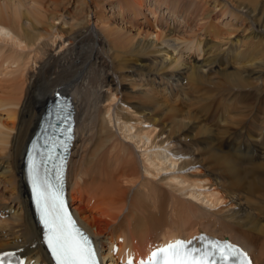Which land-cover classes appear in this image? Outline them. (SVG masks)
Returning a JSON list of instances; mask_svg holds the SVG:
<instances>
[{"label": "bare ground", "instance_id": "1", "mask_svg": "<svg viewBox=\"0 0 264 264\" xmlns=\"http://www.w3.org/2000/svg\"><path fill=\"white\" fill-rule=\"evenodd\" d=\"M105 1L0 0V109L12 121L0 115V253L15 250L28 264H52L34 218L24 159L50 99L63 92L78 109L70 198L82 202L73 207L112 264L138 263L161 242L198 239L202 232L242 244L254 264H264V117L251 116V105L246 116L237 111L248 98L233 93L231 102L218 105L227 112L220 118L225 125L213 129L202 124L207 108L200 115L157 97L159 90L133 92L141 85L137 76L170 94L217 97L225 86L207 88L202 69L228 63L229 70L218 67L227 95L252 85V75L264 82V0H113L111 9L130 27L106 14ZM161 4L185 25L196 22L206 36L195 31L178 38L155 26L157 17L148 22L146 7L154 15ZM227 13L243 29L232 25L222 32L215 19ZM141 16L137 27L133 21ZM170 40L172 51L162 47ZM181 45L190 51L186 56ZM201 96L195 97L203 102ZM184 164L191 171L172 173L169 186L173 193L188 188L186 204L153 186L163 171Z\"/></svg>", "mask_w": 264, "mask_h": 264}, {"label": "rangeland", "instance_id": "2", "mask_svg": "<svg viewBox=\"0 0 264 264\" xmlns=\"http://www.w3.org/2000/svg\"><path fill=\"white\" fill-rule=\"evenodd\" d=\"M107 1V2H106ZM105 1V8H104V10H105V12H106V14L107 15H109L110 17L112 16V17H114V19H116V21H119V23H123V25H125V26H128V25H126V24H129V25H131L130 23H129V21H128V18H125V21H122V20H120V19H118V18H120V16L117 14V12H114L113 11V9H111V6H112V1L113 0H106ZM111 1V2H110ZM150 2L148 1V4H149ZM152 3V2H151ZM162 5V6H161ZM160 5V7H159V9H158V7H157V5H155V7H156V9H158V11H157V13H155L154 15L153 14H150L151 12H149L148 10V7H146V11L149 13V15H148V19H150V21H148V22H151V21H153L156 17H157V21L155 22V26H157V27H159L160 26V28L162 29V30H164L165 29V31H167V34L169 33V32H173V34L176 36V37H178V38H180V37H183V35H184V37H186V38H190V37H192V35L191 34H193V32H195L196 30H198L199 28L197 27V23L195 22V23H193L191 26H188V25H185V21L184 20H182V19H180V17H176L174 14H173V12H171V9L170 8H168V6L166 7V5H164V4H161ZM94 7V5L92 4L91 5V8H93ZM74 8H75V6L73 5L72 6V4H70V6H69V9H71L72 11L74 10ZM208 8L209 9H213V7H211L210 5L208 6ZM217 11H219V10H217ZM242 11L244 12V13H248V11H247V8H243L242 7ZM78 12H80L79 10H78ZM113 13V14H112ZM174 15V16H173ZM119 16V17H118ZM142 17V16H141ZM155 17V18H154ZM118 19V20H117ZM127 20V21H126ZM139 20V21H138ZM228 20H230V22L228 21ZM232 20V21H231ZM263 20V19H262ZM137 21L138 22H140V21H144V18L142 17L141 19H140V17L139 18H137L136 20H134L133 21V23L134 24H136L137 23ZM217 21H219V22H217ZM220 23V24H219ZM227 23H229V25H231V26H229V25H227ZM158 24V25H157ZM215 24L216 25H219L220 27H221V29H222V32H226L227 30L225 29V27L226 28H231V29H233V26H235L237 29H238V31H240L241 29H243V28H240L239 26L241 25L240 24V21L239 20H237V19H234V18H232V17H230V14L229 13H227V14H224L223 16H220V17H218V18H216L215 19ZM137 25V27H138V24H136ZM233 25V26H232ZM128 27H130V26H128ZM135 27V26H134ZM145 27H147V23H145ZM224 27V28H223ZM192 28V29H191ZM155 29V28H154ZM135 31V30H134ZM191 31V32H190ZM196 32H198V31H196ZM204 31H199L198 32V34L199 35H204V33H203ZM190 34V36L188 37V36H186V35H189ZM183 34V35H182ZM180 35V36H179ZM182 35V36H181ZM194 35V34H193ZM235 35V36H234ZM233 35V37H232V39H234V40H236V38L235 37H237V35H239L238 33H235ZM204 36H206V35H204ZM169 37V36H168ZM207 37H209L208 35H207ZM210 38V37H209ZM170 39H172L171 38V36H170ZM238 39V38H237ZM172 40H175V39H172ZM172 40H170V42L168 43V45L167 44H164L162 47H166V48H173V46H170L169 44H174V42L175 41H173V43H171L172 42ZM167 45V46H166ZM184 45H181L180 47H179V51H185V52H183V54H185V56L187 55V54H189L190 53V51H188L187 49H183L182 47H183ZM224 47V46H223ZM170 48V49H171ZM169 49V50H170ZM173 49H171V51H172ZM173 53H178V51H175V52H173ZM198 57V59H200V60H202L203 58H204V56H197ZM201 57V58H200ZM147 63V66H149V64L150 63H148V62H146ZM133 63H131V65H132ZM214 66V65H213ZM216 66V67H215ZM215 66L214 67H212V66H208V67H204L203 69H202V72L204 73V74H206V76H207V79L209 80V82H207L206 83V86H207V88H210L209 87V85L210 86H212L213 88H217L216 86H218L219 88H222V89H224V86H225V89L224 90H222V92L221 93H217V97H216V94L214 95L215 97H213L212 95V97H207V94H206V96H205V94H203V96H201V93L202 92H200V94L198 93V91H197V94H196V92H194V91H192V90H189L188 92H187V94H188V96L186 95V93H183L182 91H180L179 92V95L178 94H175V92H173V94H170V93H168L167 91L165 92V91H162L161 90V88H157L155 85H153V83L151 82V79H149L150 80V82H149V80H148V78L147 77H142V78H138L137 76H136V78H137V80L139 81V83L141 84V85H145V86H141V88H140V86H139V90L138 89H136V88H134V90H136V91H134L133 90V92L134 93H136V92H140V91H142L143 90V88L145 89V90H143V91H151L152 90V92H154V93H156L158 90V92L156 93V96L157 97H160V98H162V99H164V100H166L168 103L170 102V103H172V104H174V105H176L177 107H179L180 109H189V110H191V111H193V112H198L200 115H202L203 114V112H201L200 113V111L202 110V108H207L208 109V118H206V119H204V120H202V124H208V126L210 125L211 126V128L213 127V129H216V128H218L220 125H222L223 124V122H222V117L224 118V116H225V114H227V112L225 111V112H223V109H222V107L220 108L219 106V103H221L220 101L221 100H226L227 99V101H232V95H233V93H236V94H238L239 92L242 94L243 93V95H246V97H245V99L246 98H248V99H246L242 104H238L237 106L239 107L238 108V110L237 111H241L242 113H243V115L244 116H246L247 115V113L250 111V110H252L251 109V107H250V105L251 106H253L252 108H254L255 107V110H254V112H252L251 113V116L253 115V117H254V115L256 116V115H258L260 118H263L264 117V82H263V80L261 79H259L258 80V78H257V76L258 75H252V76H250V78H249V80H250V82H251V84L252 85H249V87H247V88H244V89H242L241 87L239 88V87H234L233 88V91H231L232 92V94H228L227 95V90H226V86H227V89H228V87H229V85H226V84H222L221 82H223V78L220 76V74L218 73V67L220 68V69H224L225 68V70L226 69H230V63H228V64H221V65H218V64H215ZM127 71H128V69H127ZM140 79V80H139ZM258 80V81H257ZM130 80H126L125 82L127 83H123L124 85H128V83L130 84V82H129ZM145 82V83H144ZM147 82V83H146ZM151 83V84H150ZM157 83H159V80L157 81ZM220 83H221V85H220ZM148 84V85H147ZM221 86V87H220ZM148 87V88H147ZM151 88V89H150ZM230 88V87H229ZM150 89V90H149ZM157 90V91H156ZM260 90V91H259ZM156 91V92H155ZM160 92V93H159ZM190 92V93H189ZM192 92V93H191ZM224 92V93H223ZM227 92V93H226ZM166 93V94H165ZM168 93V94H167ZM193 93H195L194 95H193ZM223 93V94H222ZM226 93V94H225ZM137 94V93H136ZM170 94V96H168ZM190 94V95H189ZM221 94V97L219 96ZM226 95V97H225V95ZM138 96H140V93L139 94H137ZM165 95H166V97H165ZM176 95V96H175ZM197 95L199 96V98H200V96L202 97L201 99H202V101L203 102H201L200 101V99L198 98H196L197 97ZM224 97H223V96ZM248 95V96H247ZM167 96H168V99H167ZM180 96H181V98H180ZM187 96V97H186ZM192 96V97H191ZM193 96L195 97V99L193 98ZM174 97H176V98H174ZM228 97V98H227ZM237 97H239V96H237ZM183 98V99H182ZM185 98H187V99H185ZM189 98H191L192 100H190L189 101ZM219 98H220V100H219ZM222 98H224V99H222ZM226 98V99H225ZM194 99V100H193ZM214 100V101H211V100ZM229 99V100H228ZM236 99H238V98H236ZM240 99V98H239ZM139 100V97H138V99L136 100V99H134V100H132V101H136V102H134V103H137V101ZM175 100V101H174ZM185 102H184V101ZM198 100H199V102H198ZM205 100V101H204ZM129 101H131V100H129ZM177 101V102H176ZM258 101V102H257ZM263 101V102H262ZM139 102V101H138ZM188 102H191V103H188ZM195 102V103H194ZM223 102V101H222ZM260 102V103H259ZM184 103V104H183ZM200 103V104H199ZM217 103V104H216ZM192 104V105H191ZM196 104V105H195ZM199 106H198V105ZM205 104V105H204ZM202 105V106H201ZM215 105H217V107L215 106ZM219 105V106H218ZM255 105V106H254ZM190 106H192V108L190 107ZM197 107V109H196V107ZM242 106V107H241ZM181 107H183V108H181ZM185 107V108H184ZM210 107V108H209ZM216 107V108H215ZM258 107V108H257ZM262 107V108H261ZM260 108V109H259ZM221 109V110H220ZM258 109V110H257ZM220 110V111H219ZM260 110V111H259ZM258 111H259V113H258ZM262 111H263V113H262ZM225 113V114H223V113ZM197 113V114H198ZM0 115H2V119H6V121H8V123H11L12 121L10 120V119H7V113H6V110H3V109H0ZM231 116H233V115H231ZM221 118V119H220ZM229 118V117H228ZM232 118V117H231ZM203 119V118H202ZM215 119H220L219 121L218 120H215ZM249 120H250V117L248 118ZM247 119V120H248ZM213 120V121H212ZM245 120H246V118H245ZM248 120V121H249ZM206 122V123H203V122ZM220 122V123H219ZM222 122V123H221ZM212 123V124H211ZM225 123V122H224ZM206 124V125H207ZM215 124V125H214ZM220 124V125H219ZM228 123L226 122V125H227ZM214 125V126H213ZM225 124H223V126H224ZM217 126V127H216ZM233 148H234V145H231L230 147H229V149H230V151H232L233 152V154H236L234 151H233ZM190 172L191 170H190V166H188V165H185L184 164V166L183 167H181V168H179V167H177V168H175V170H173V169H170V170H165V171H163L160 175H159V177H156L155 179H156V182L155 183H157V184H155V183H153V186L155 187V188H157L158 186L160 187H158L159 188V191H162V189H163V191L162 192H166L167 191V193H169V194H175L176 193V198L178 199V201H180L181 203H182V201H184V204H186L185 203V201L186 200H188L190 197H189V195H188V188H187V190H185V191H180V189H178L177 188V191L175 192V193H173V191H172V188L169 186V181H171V177L170 176H172V173H174V174H176V173H181V172ZM157 188V189H158ZM166 190V191H165ZM187 194V195H186ZM179 196V197H178ZM180 198V199H179ZM82 202H80V200H76L75 201V203H73V206H74V204L75 205H79V204H81ZM90 203H91V206L93 205V204H95V201L92 199V201H90ZM179 203V202H178ZM180 203V204H181ZM198 204V206H200L199 204H200V202H198L197 203ZM181 206L182 207H184L182 204L181 205H179L178 206V209L179 210H181L182 208H181ZM204 207V209L201 207H199L200 208V210H202V211H204V210H207V211H205V212H208V213H212V211H208V210H210V209H208V207L207 206H203ZM207 209H206V208ZM211 209H214V208H211ZM178 210V212H177V214L179 215V214H181L182 215V213H181V211H179ZM127 211V209L124 211V212H122L121 214H120V218H122L123 217V214L125 213ZM100 214V213H99ZM103 216V215H102ZM209 217H211L212 219L214 218V217H216V215H213V214H211ZM209 217H207V218H209ZM205 220V219H204ZM206 221V220H205ZM104 222V221H103ZM206 224H208V222H206ZM104 225L106 226V224L104 223ZM188 225V224H187ZM215 225V224H214ZM104 226V227H105ZM189 226V225H188ZM187 226V227H188ZM219 226V224L217 225H215V226H213V225H211L210 227L211 228H213V229H217V227ZM232 233H235L234 231H232ZM151 238H153V239H155L154 238V236L153 237H151ZM152 239V240H153ZM242 245V244H241ZM243 246V245H242Z\"/></svg>", "mask_w": 264, "mask_h": 264}, {"label": "snow or ice", "instance_id": "3", "mask_svg": "<svg viewBox=\"0 0 264 264\" xmlns=\"http://www.w3.org/2000/svg\"><path fill=\"white\" fill-rule=\"evenodd\" d=\"M41 218L48 229L47 243L57 264H97L91 240L75 225L65 208L62 196L50 191L38 176L33 177ZM199 239H204L200 237ZM190 241L177 240L151 254L147 264H251L248 254L227 242L209 241L201 249L188 248ZM10 253L0 255V264Z\"/></svg>", "mask_w": 264, "mask_h": 264}]
</instances>
